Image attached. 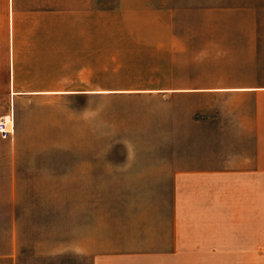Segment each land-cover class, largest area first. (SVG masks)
<instances>
[{"label": "rangeland", "instance_id": "obj_1", "mask_svg": "<svg viewBox=\"0 0 264 264\" xmlns=\"http://www.w3.org/2000/svg\"><path fill=\"white\" fill-rule=\"evenodd\" d=\"M98 1L92 19L20 21L11 66L0 0V117L14 127L0 138V264H68L71 191L113 198L123 160L162 156L167 125L194 106L175 93L228 86L244 28H264V0Z\"/></svg>", "mask_w": 264, "mask_h": 264}, {"label": "crops", "instance_id": "obj_2", "mask_svg": "<svg viewBox=\"0 0 264 264\" xmlns=\"http://www.w3.org/2000/svg\"><path fill=\"white\" fill-rule=\"evenodd\" d=\"M99 3L3 0L11 66L20 21L92 19ZM244 29L237 79L175 93L196 102L167 125L162 156L125 158L94 207L71 191L68 264H264V28ZM71 163L85 180L87 162Z\"/></svg>", "mask_w": 264, "mask_h": 264}, {"label": "built area", "instance_id": "obj_3", "mask_svg": "<svg viewBox=\"0 0 264 264\" xmlns=\"http://www.w3.org/2000/svg\"><path fill=\"white\" fill-rule=\"evenodd\" d=\"M14 134L13 119L12 116L5 120L4 117H0V138L3 140L11 139Z\"/></svg>", "mask_w": 264, "mask_h": 264}, {"label": "bare ground", "instance_id": "obj_4", "mask_svg": "<svg viewBox=\"0 0 264 264\" xmlns=\"http://www.w3.org/2000/svg\"><path fill=\"white\" fill-rule=\"evenodd\" d=\"M5 120H8L9 119V116H4Z\"/></svg>", "mask_w": 264, "mask_h": 264}]
</instances>
